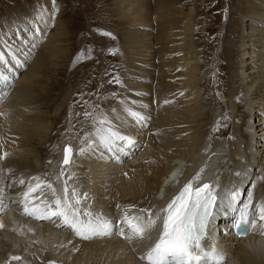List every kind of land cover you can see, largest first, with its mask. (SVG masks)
Instances as JSON below:
<instances>
[{
    "label": "bare ground",
    "instance_id": "6f19581e",
    "mask_svg": "<svg viewBox=\"0 0 264 264\" xmlns=\"http://www.w3.org/2000/svg\"><path fill=\"white\" fill-rule=\"evenodd\" d=\"M234 1L238 7L233 6L228 13L229 23L217 64L221 72L225 71V77L219 75L218 82L223 84L224 93L219 97H225L224 110L231 129L227 137L223 121L218 123V127L223 126L220 133L215 134L209 126L215 127L221 116L219 111L209 109V103H217L218 97H208L207 101L200 86L205 71L200 65L201 49L194 43L196 26L192 7L184 11L185 0L110 1L115 20L123 27L120 35L126 56L124 92L114 101L109 96L102 110L121 131L134 136L138 145L129 155L121 154L119 163L103 150H87L81 139L85 135L82 131L73 133L68 129L51 133L58 121L61 129L69 123L75 127L76 103L89 104V87L101 89L95 85L94 78L89 77L87 82L84 77L73 87L74 91L67 87L58 91L57 96L52 93L54 85L47 71L59 69L70 59L66 55L64 28L56 17L49 19L52 26L45 29L47 36L35 49H31L27 34V29L35 26L37 13L43 10L45 16H50L47 14L52 8L35 1L34 8H25L23 16L14 12L0 21V37L9 38L13 49L20 50L18 57L26 59V67L17 68L4 53L15 79L7 88L0 84V113H3L0 115V153H8L0 161V222L4 225L0 229V264L10 255H20L28 264H144L139 257L158 236V232H153L151 240L132 244L116 235L83 241L70 229L35 220L23 213L20 203L29 183H36L32 177L51 183L63 196L65 179L71 175L72 179L67 182L69 196L75 188L82 209L90 211L91 208L92 213L103 214L115 222L126 206H132L129 215L141 208L159 209L161 204L170 201L167 194L171 190L178 192L180 182H187L201 167L205 168L202 179L211 178L214 182L219 177L217 191L229 185L230 180L238 184L240 178L234 173L244 168L250 170L249 180L264 174V0ZM152 14L157 22L151 23L147 32L140 30L142 19ZM28 15H31L29 19ZM233 19L235 25L231 27ZM24 52L29 53L26 58ZM32 52L35 53L31 55ZM7 67L0 65L2 72H7ZM152 82H155L153 87ZM166 100L169 103H164ZM125 106L150 116L147 128L129 119L123 111ZM62 111L66 112L63 118ZM91 128L92 124L87 132ZM218 134L223 139L216 140ZM47 141L53 144L50 149L44 145ZM65 144L72 146L75 155L72 164L65 166V177L58 179ZM81 148L86 150L80 153ZM178 158L184 161L180 163ZM172 161L179 164L172 166ZM177 171L182 174L173 179ZM20 180L24 183L20 184ZM246 184L241 191V203L247 199V190L252 188L251 183ZM253 192L250 210L252 218H257L255 203L264 202V180L256 184ZM35 195L38 198L33 203L52 199L51 189L46 186L42 194ZM231 223V216L218 217L217 227L203 242L204 247L211 248L215 241L216 247L226 254L227 264H264L261 222L258 220L257 226L245 236L236 235L230 227L226 234V226Z\"/></svg>",
    "mask_w": 264,
    "mask_h": 264
},
{
    "label": "snow or ice",
    "instance_id": "6c2138e0",
    "mask_svg": "<svg viewBox=\"0 0 264 264\" xmlns=\"http://www.w3.org/2000/svg\"><path fill=\"white\" fill-rule=\"evenodd\" d=\"M56 12V2L53 0L50 16H45L43 10L37 13L33 21L35 26L27 29L31 49H35L47 36L45 29L52 26L48 20H54ZM101 34L111 37L109 32ZM17 35H19L18 32ZM8 39L0 37V47L4 49L0 52V65L5 67L8 65L4 54L6 52L7 57L17 68L26 67V59L21 60L18 57L17 53L20 50H14L13 45L8 43ZM114 51L109 49V52L114 53ZM90 54L91 50H89V58ZM28 55V52L23 53L25 58ZM82 56L83 53H78L73 58V63H76ZM11 73L10 67H7V72H0V84L5 88L9 87L15 79ZM115 82L120 83L118 78ZM164 103H169V101L166 100ZM94 108L99 111L84 112V116L92 120V128L91 131L85 132L84 137L81 138L82 142L87 146V150H103V153L110 154L111 159L119 163L121 154L127 156L132 149H137V140L134 136L121 131L113 119L99 108V105H95ZM123 111L132 121L140 126H147L146 122L150 116L127 106ZM213 130L215 131L216 127ZM85 150L81 148L80 153ZM7 155L6 152L0 153V161L4 160ZM74 155L72 148L65 145L58 179L65 177V166L72 164ZM204 171L205 168L201 167L162 208H141L137 213L129 215L128 210L132 206H126L121 218L115 222L105 218L103 214H94L89 210L81 209L82 201L77 190L73 188L71 196L68 194L67 182L72 179L71 175L65 179L63 196L57 193L51 183L41 181L39 177H32L31 179L36 183L34 185L29 183L28 189L22 193L20 203L25 215L38 221H49L57 228L70 229L75 237L83 241L116 235L128 244H132L134 241L151 240L152 233L158 232L155 241L139 257L144 264H227L226 254L216 247L215 241L211 248H205L203 242L213 234V230L217 227L216 220L222 215L232 217L231 225L226 226V234L230 227L235 229L236 235L245 236L252 227L257 226L259 220L261 222L259 224L260 235L264 236V202L255 203L257 218H252L249 211L254 203L253 189L259 181L264 180V174L249 180L250 170L244 168L234 173L240 178L239 184L232 183L230 180L229 185L217 191L220 188L218 176L213 183L200 182ZM180 174L182 173L179 171L174 172L173 179ZM19 183L23 184L24 180H20ZM245 183H251L252 188L247 190V199L241 203V191ZM45 186L51 189V201L33 203L38 198L35 194H42ZM84 200H87V193L84 194ZM4 207L6 208L7 205ZM117 207L120 206L117 205ZM3 227V223L0 222V229ZM29 231L33 230L29 229ZM63 246L62 244L61 247ZM132 250L135 251V248ZM13 261L16 264H28L20 255H10L4 264H12Z\"/></svg>",
    "mask_w": 264,
    "mask_h": 264
},
{
    "label": "rangeland",
    "instance_id": "374dc122",
    "mask_svg": "<svg viewBox=\"0 0 264 264\" xmlns=\"http://www.w3.org/2000/svg\"><path fill=\"white\" fill-rule=\"evenodd\" d=\"M35 1L44 2L47 8L53 7V0H0V21L14 12L15 14H19V16H23L25 8L28 6L34 8L32 5ZM110 1L111 0H55L57 9L56 19L66 33L64 34V44L68 50L66 52L67 58L70 57V59L67 62H63L59 69L47 71V74L51 77L50 82L54 85L55 91L53 90L52 93L57 96L60 91L67 87V89L70 90L74 86H78L80 82L83 81L84 77H86V80L89 77L94 78L93 81L95 85H99L101 89L98 90L100 93L96 94L98 92L96 91V87L94 86L92 89L89 87L87 92L89 104L83 105L81 102L76 103L74 110V114L76 115L75 127H72V124L69 123L61 129V122L58 121L57 124H55L56 128L51 131L52 135L56 134V132L58 133L59 130L69 131L68 129L73 133H79L81 131V133L87 132L88 127H91L92 120L86 118L84 112L99 111L94 108L95 105H99V108L103 109L102 107H106V99L109 96L112 95V100L114 101L116 98L118 99L119 96L121 97L123 95L124 90L122 89L124 87L123 80L125 75L124 64L126 59L125 53L122 51L121 47L120 30H122L123 27L115 20L114 13H112L110 9ZM233 6L234 9L238 7L236 1L233 2V0H185L183 6L184 11L187 12L191 7L193 9V18L196 26L194 43L201 49L200 65L201 69L205 71V75L202 76L200 82V86L203 89L202 93H205L207 101L209 100L208 97H218V99L215 98L217 103H215V101H213L215 104L209 103V109L220 112L219 116L221 117L217 118L216 123L223 121V126L226 127L223 128V126H221L217 128V125H215L216 130L214 132L215 134L216 132L220 133V130H222L221 128H223L226 137L231 133V129L227 126L229 118L226 115V109L224 110L225 97L224 99L219 97V94L222 95L224 93V91H222L223 84L218 82L219 75L225 77V71L221 72L217 68V64L220 63L218 57L223 50L221 49L223 45L222 39L226 34V26L229 23L227 22L228 13L230 14L232 12ZM29 17H31V15H28V19ZM234 20L235 19L230 21L231 27L235 25ZM156 22L157 20L153 14L150 18L147 16L142 19L139 29L147 32L151 23ZM102 32L111 33V37L102 35ZM151 42L152 39L150 44ZM152 46L156 47L155 45ZM109 49L115 50L114 53L109 52ZM89 50H91L90 58ZM33 53L35 52H32L31 55ZM78 53H83V56L76 63H73V58L76 57ZM212 61L215 64H210ZM89 71H93V74L88 73ZM0 72H2L1 69ZM156 77L157 72L154 74V78ZM95 78H97L98 81L95 80ZM117 78L120 83L115 82ZM90 85L92 86L93 82L90 81ZM153 85L155 86V82H152L151 86L153 87ZM74 90L75 88H73V91ZM71 101L73 102L72 99ZM54 102L50 101L51 104H54ZM210 102H212V100ZM62 114L63 118L66 112L62 111ZM153 114L154 116L156 115L155 112H153ZM209 126H211L212 130L214 129V126L210 124ZM217 137L216 140L218 141L223 139L222 136H220L221 138L219 137V134ZM216 140L215 138L212 139V141ZM47 142H45L44 145L48 146L50 149L53 144L50 141ZM244 185L247 184L245 183ZM250 213L253 212L250 210Z\"/></svg>",
    "mask_w": 264,
    "mask_h": 264
},
{
    "label": "water",
    "instance_id": "95a60500",
    "mask_svg": "<svg viewBox=\"0 0 264 264\" xmlns=\"http://www.w3.org/2000/svg\"><path fill=\"white\" fill-rule=\"evenodd\" d=\"M90 89H92V88H90ZM79 93V91L77 90L76 91V95ZM65 145H69L71 148H72V146L70 145V144H65ZM64 145V146H65ZM64 146H63V148H62V158H61V162H62V160H63V149H64ZM72 150H73V148H72Z\"/></svg>",
    "mask_w": 264,
    "mask_h": 264
}]
</instances>
